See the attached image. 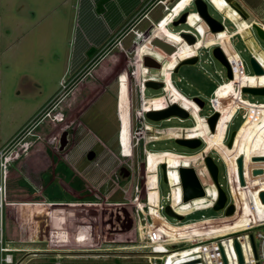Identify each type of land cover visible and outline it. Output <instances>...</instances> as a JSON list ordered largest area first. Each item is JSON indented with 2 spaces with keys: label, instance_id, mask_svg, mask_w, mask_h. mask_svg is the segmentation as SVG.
<instances>
[{
  "label": "rangeland",
  "instance_id": "1",
  "mask_svg": "<svg viewBox=\"0 0 264 264\" xmlns=\"http://www.w3.org/2000/svg\"><path fill=\"white\" fill-rule=\"evenodd\" d=\"M165 1L172 5L168 13L166 3H157L151 10L152 16L155 12L159 15L166 12L154 33L152 31L153 34L148 18L143 19L139 25L143 31L136 28L123 33L119 41L122 46L110 49L103 58L97 63L93 61L86 69L89 63L86 66L83 64L92 52L85 53L87 48L80 42L83 24L89 17L86 0H0V146L20 132V137H23L20 138L19 147L24 150L20 157L25 156L28 150L37 146L35 143H40L33 133L46 135L53 115L45 114L48 110L55 112L56 116L60 114V128H64L61 125L63 120H66L63 125L68 124L69 127L81 121L89 131H83L84 136L76 135L78 145L74 151L82 158L80 162L72 160L75 169L69 163L54 158L56 166L41 173L44 195L48 200L63 196L57 177L71 186L80 198H95L84 170L87 159L83 147L79 145L89 146L90 150L96 152L93 159L96 178L93 182L106 195L102 206L78 205L70 211L64 209L61 234L58 232L55 242L46 244L22 239V229L16 230L9 224L7 207L3 226L4 244L38 245L46 250L57 247L55 253L12 250L11 264H162L160 262L165 255L154 257L147 250L143 226L145 218L132 203L134 195L140 191L144 192L145 200V181L150 205L157 202L159 192L163 205L172 198L176 211L184 215V218L177 219L162 209L161 214L166 215L163 218L152 209L155 220L161 223L163 241L169 253L170 244L181 248L186 245L184 241L190 235L207 230L210 233L223 231L218 221L222 220L220 216L224 215V209L215 210L205 203L211 194L214 197L218 194L206 166L198 169L201 181L207 186V195L197 197L202 206L197 204L196 198L189 202L182 201L180 187L172 189L170 184L178 183L176 167L180 163L200 165L204 151L218 165V179L227 193V201H232L234 197L236 211L232 215L238 220L235 228L248 224L255 215L264 216V201L259 199L257 193L261 188L264 190V94L241 90L243 86L257 85L254 84L258 81H254L255 78L264 81V71L254 73L250 63V56L254 55L264 68V39L251 26L255 21L264 27V0H238L249 12L248 19L241 17L225 0H207L210 14L226 24V28L217 31H211L191 0ZM98 2L96 4L100 8L101 2ZM181 9L190 10L187 21L177 25L169 22L165 26L171 15ZM183 28L197 34L195 43L190 44L181 37L180 31L183 30L180 29ZM136 31L141 32L140 38L136 37ZM156 36L176 45V50L168 54L161 47L153 45L150 38ZM213 44L220 45L228 61L233 62L231 78L227 76L226 67L213 55V46H210ZM141 45L143 51H136L135 48L139 49ZM94 47L98 48L95 44ZM103 47L106 48L105 44ZM197 53L198 60L181 64L172 73L170 82V72L176 63ZM141 54H151L162 62L157 74L166 81V92L161 88L140 85L143 74L157 70L148 69L144 64L140 67ZM240 59L244 69L239 65ZM84 69L89 70L84 72L79 83L66 87ZM141 90L145 95L143 102ZM194 96L204 100L202 108L192 99ZM211 97L214 98L215 110L220 114L214 130L209 128L206 121L207 115L214 111ZM169 102L180 103L193 115L185 119L171 116L157 121L142 115L143 109L161 108ZM240 104L247 108L243 117L244 109H239L233 115ZM69 109L72 114L63 117ZM144 124L151 125V128H146ZM190 125L185 135H200L205 140L197 148L178 144L173 137L176 135L170 132ZM164 129L165 134L160 133ZM233 129H236V134L232 146L228 147L226 143ZM145 143L147 156L143 149ZM202 146L203 150L200 151ZM253 153L258 158L249 162ZM243 154L246 176L253 183L250 190L236 183L239 175L237 159ZM20 157L13 159L10 169ZM159 162L167 164L169 182L163 179L159 166L157 191L155 170ZM253 165L261 169L259 174L251 173ZM120 166L129 169L130 174L124 177L119 171ZM227 177L233 181V195ZM16 185L25 188L30 195L35 190L23 175L16 180ZM99 198L102 200V196ZM29 209L21 208V216H27ZM147 217L149 219V215ZM204 217L210 218L200 220ZM206 225H209L207 230L203 229ZM183 252L185 249L181 248L179 253ZM166 264H170V255Z\"/></svg>",
  "mask_w": 264,
  "mask_h": 264
},
{
  "label": "crops",
  "instance_id": "2",
  "mask_svg": "<svg viewBox=\"0 0 264 264\" xmlns=\"http://www.w3.org/2000/svg\"><path fill=\"white\" fill-rule=\"evenodd\" d=\"M96 1L97 2L99 1L98 2L99 4L101 2L100 8L99 6H97ZM225 1L229 3L227 0ZM164 2L166 1L165 0H104V1L86 0V10H87V14H89V17L88 19H86V23L83 24V31L81 33L80 42L81 44H84L83 46L87 48L85 53L88 54V52L91 49L93 51L90 55L91 57L89 56V58L87 59L86 63L83 64V66H86L95 57H96L95 58L96 61L95 60L93 61L94 63H97L98 60L103 58L104 55H106V53L110 49H115L118 45L122 46L121 42L119 43V41L122 35L127 33V31L130 30L133 31L136 28L143 31L144 29L140 28L139 25L141 21L145 18L146 19L148 18L149 22L151 23L152 27L150 32L151 33L152 31L154 32L156 30L158 21H160V19L164 16L165 12L162 15H159L158 12H155L153 16L150 13L152 8L157 3L162 4ZM162 10L163 8L161 9V11ZM108 42L109 44L107 45L106 43ZM94 44L97 45L98 48H95ZM103 44H105L106 48L103 47ZM139 47L140 48L138 49V51L141 50L142 52L143 51L142 45ZM81 57L84 59L85 55L82 53ZM87 67H89V65H87L86 68ZM88 70L85 73H87ZM85 73L81 75L79 80L85 75ZM171 75L172 72H170V77ZM78 81L74 85L79 83ZM56 107H54V109H56ZM71 112L72 111L69 109L67 114H65L63 117L71 115L72 114ZM48 113L53 115L48 125L49 128L48 131L46 132V135L33 133L36 135V137L40 139V143L38 144L35 143V145H37L38 147L35 146L34 149L28 150V153L25 156L20 157L19 158L20 160H17L15 166L12 169H10L9 188H10L11 196L13 199H15L16 203L13 206L9 207L8 209V220H10V223L9 221L8 223L12 225L16 230L22 229L21 231L22 239L30 242L43 241L45 242V244L48 242L51 243L52 241L55 242L56 236H58V232L61 231L62 229L61 216L63 214L64 209L70 211L73 210L72 207H76L78 205L86 206L92 204H100L102 206V204L105 203V197H106V195L94 185L93 181L96 178L95 167L93 163L94 158L89 159L87 157V152L90 150V148L89 146H83V145H79V147L80 148L83 147L82 150L84 151V157L87 159V161H85L86 166L84 170L86 171L87 174L86 177L90 191L94 195L93 197L95 198L93 199L80 198V196L77 194V192L74 191V189L71 186H69L63 180L58 179L57 177L55 178L58 180V183L61 186V189L64 193L63 196L54 197L49 200L45 197L43 188L41 186L42 171L48 170L49 168H54L56 166V162L54 158L69 163L72 166V169H75L72 164V160L74 159L77 162H80L82 158V157L79 158L77 152L74 151V149L78 145V140L76 138V135L78 136L79 133L81 136H84L83 131L84 132L89 131L88 128L83 123H81V121L80 123L71 124L69 127V125L68 126L66 124L63 125V122L66 121L63 120L61 121V125L64 128L62 127L60 128L58 126L60 123L59 122L60 120L59 117H61L59 116L60 114L57 115L58 118L56 117L53 118V116H55V112L53 113L51 110H48ZM31 130L32 132H35L34 129L31 128ZM62 135L63 137L66 136V143L63 148H60V137H62ZM103 147L105 148V146ZM106 149L108 148L106 147ZM49 153H51L52 156ZM78 173L81 174L79 171ZM22 175L26 176V178L30 181L31 185H33V188L35 190L32 195H30L27 191H25V188H19L16 185V180ZM100 196H102V200H100L99 198ZM24 207L28 209L30 208L27 216H24L25 218L20 214L21 208ZM158 214L164 215L163 213L161 214V210L158 211ZM9 217H11V219ZM19 217L21 218L19 219ZM17 225L21 227H17ZM11 247L15 248L17 251L26 250L27 252L30 251L32 252L34 250H41V251L46 250L45 248H43L44 246L41 247L38 245H31V246L14 245ZM55 248L51 250L47 249L46 251L55 253L56 252Z\"/></svg>",
  "mask_w": 264,
  "mask_h": 264
},
{
  "label": "built area",
  "instance_id": "3",
  "mask_svg": "<svg viewBox=\"0 0 264 264\" xmlns=\"http://www.w3.org/2000/svg\"><path fill=\"white\" fill-rule=\"evenodd\" d=\"M169 1L172 2L173 0H169ZM191 2H193V0H191ZM164 3H166V6H165L166 12L169 9L170 10L172 9V5L169 6L167 2H164ZM182 10L183 9L172 14L171 17L167 20V22L165 24H167V23L171 22L173 19L177 18L180 15V12ZM166 12H165L164 16L166 15ZM158 23H159V21H158ZM224 25L226 28L225 23H224ZM180 30H183V31L189 30V32L193 33L197 37V34L194 31H192L191 29H186V28L184 29L183 28ZM141 36H142L141 32L136 31V37L140 38ZM210 46H214V44L210 45ZM135 50L138 51V47H136ZM143 55L144 54H141V58H139V62L141 63V64L138 63L139 66L143 64L142 63V56ZM228 62L230 64L231 71L233 72V69H234L233 62H231V61H228ZM239 65H240V67H242V69H244L242 59H240ZM145 67H147V66H145ZM147 68L153 69V70L157 69V70H156V72H153V73H147L146 72L145 76H144V74L142 75L141 83H140V85L142 87H146L144 85V81L148 78L160 79L166 83L163 76H161V75H160L161 77L158 76V74H157L159 71L158 68H152V67H147ZM171 81H172V79L170 77V82ZM165 86H164V88H161V89L165 90ZM165 92H166V90H165ZM140 98H141V101L143 102V100L145 98V95H143V90H141V92H140ZM210 101H211V106L213 107V110H215L214 98L211 97ZM170 103H173V102H169L165 106H167ZM161 108H163V107H161ZM157 109H160V108H157ZM239 109H244V112H242V117H243V115L247 112L246 111L247 108L245 106H243L242 104L236 106V108L233 112V115H235ZM147 110L148 109H143L142 115H144ZM46 113H48V111L45 112V114ZM55 117H57V116L55 115ZM179 119H183V118H179ZM66 125H68V124H66ZM144 126L146 128H151V125H148V124H144ZM183 135H185V134H183ZM198 136L202 137L200 135H198ZM22 137H20V132H18L13 138H11L9 141H7L6 143H4L3 145L0 146V264H11L13 262V255L10 251L16 250L15 248L4 244L3 226H4L5 209L7 207L13 206L16 203L15 199H13L11 196L10 188H9L10 187L9 186L10 165H11V162L13 161L14 158L20 157L21 153L24 152V150L21 147H19V144L21 142L20 138H22ZM173 137H175V136H173ZM202 139H203V137H202ZM204 143H205V140H204ZM202 148L203 147L200 148V151L203 150ZM143 149L145 150V154L147 156L148 149L146 148V143H145ZM204 152H203V154H207V151H204ZM255 154L256 153H253L250 156L249 162H254L253 157L256 156ZM244 159H245V155L243 154V160H242L243 182H241V179H240L239 175L237 176V174H238L237 173L236 174V176H237L236 177V183H237V186H239V185L245 186L246 188L248 187V190H250L249 188L251 185H253V183L251 182V180H248V178L246 176V171H245V165L246 164H245ZM161 163L162 162H159L157 164L156 170H155V174L157 175V177H156L157 191H158V167L160 166ZM196 164L197 163H195V164L194 163H191V164L188 163L187 165H196ZM256 166H258V165H253L254 168L251 169L252 174L253 173L259 174V172H254L255 169H259V167L257 168ZM210 178H211V176H210ZM227 179H228V182L231 186V191H232V195H233V181L230 177H227ZM167 182H169V179L167 180ZM144 184L146 186L145 200H143L144 199V192L140 191L136 195H134L132 203L135 205L136 208H138L141 211V213H143V217L145 218L143 226L145 228V236L147 238V244H146V246L148 248L147 250L154 257L159 256V255H163V256L165 255V259L163 261H161L160 263L166 264V261L170 255V264H264V216L258 217L255 220H250L248 222V224H246L240 228L223 230V231H220L217 233L208 232L207 228L209 227V225H206L203 227V229L207 230V232L201 233L198 235H190V236L186 237V239L184 241L186 243V245L181 247V248L185 249V253H179L181 248L173 247L171 244H170V253H169L168 246L166 245L165 241H163V234H162L163 231L161 228V223L159 224L160 221L157 222L155 220V218L153 216V210H152V209H154V211L156 212V215H157L158 211L164 209L165 205H163L161 203V195L159 193H158L157 202L155 204L150 205V203H149V190H148V185H146V181ZM170 184L172 186V189H173V187H176V188H177V186L180 187L181 200H182V190H181V185H180V179H178L177 184L175 183V185H174L171 182H170ZM203 185L206 189L207 186L204 183H203ZM261 190H263V189L262 188L259 189L257 191V193L259 194ZM171 191L173 192V190H171ZM172 192H171V195H172ZM206 195H207V190H206ZM217 196H218V194L216 195L215 199H212L213 195L211 194L209 196V200L205 202L206 205L213 206V204L215 203V201L217 199ZM259 199H261L260 194H259ZM227 200H228V198H227ZM227 200L225 202V206L228 205L229 202H234V204H235L234 197H233L232 201L230 200L228 202ZM129 202L131 203V201H129ZM187 202H189V201H187ZM118 203H120V202H118ZM125 203H128V202H122V204H125ZM169 203L172 204V198H171ZM172 207L176 211V209L173 205H172ZM235 211H236V204H235ZM235 211H234V213H235ZM148 215H149V219L147 217ZM229 215L231 216V214H229ZM229 215L224 213V215L220 216V217L226 218V216H229ZM161 216L163 218L166 217L165 214L161 215ZM209 218L210 217H204L200 220H205V219H209ZM194 221H196V220H193L192 222H194ZM251 236L253 237V240L251 239ZM235 239L238 240L240 247H241V252H242V257H243L242 262H240L238 260V254H237V251H236V248L234 245ZM186 247H187V249H186ZM51 248H53V247H51ZM177 253H179V254H177Z\"/></svg>",
  "mask_w": 264,
  "mask_h": 264
},
{
  "label": "water",
  "instance_id": "4",
  "mask_svg": "<svg viewBox=\"0 0 264 264\" xmlns=\"http://www.w3.org/2000/svg\"><path fill=\"white\" fill-rule=\"evenodd\" d=\"M227 1L229 2L231 7H233L239 12L241 17L245 19L249 18V12L246 10V8L242 5L240 1L238 0H227ZM192 3H194L196 7V11L199 13V15L207 22L211 31H217L225 28L224 22L222 20L217 19L216 17L210 14L208 10L207 0H193ZM189 11L190 10L182 11V13H180V15L176 19H173L171 22L174 25H177L180 22H186ZM251 26L255 28V31L257 32L259 37L264 39V27H262L255 21L251 23ZM180 35L190 44L195 43L197 40V37L193 33L188 31H180ZM150 41L153 45H157L161 47L167 53H173L176 50V45L170 43L169 41L161 37L158 36L152 37L150 38ZM212 52L213 55L226 67L227 76L228 78H231L233 76L231 67L220 45H214L212 48ZM198 57L199 55L197 53L193 56L191 55L189 57L180 59L176 63L175 67L172 69V73L174 71H177L181 64L196 62L198 60ZM142 63L147 67L158 68V69L162 67V62L159 61L154 56H152L151 54H144L142 56ZM250 63L252 65L254 73H261L264 71V68L262 67V65L254 55L250 56ZM144 85L146 87H152L157 89V88H164L166 83L160 79L148 78L144 81ZM241 90L243 92L246 91L253 94H264V85L243 86ZM192 99L195 100L202 108V106L204 105V100H202L198 96H194ZM190 115H193L192 112L177 102L170 103L167 106L160 109H148L145 112V116L147 118L155 121L168 119L171 116H178L179 118L185 119L188 118ZM219 115H220L219 112L216 110H214L212 113L207 115L206 121L211 130L215 129ZM235 134H236V129H233L226 143L228 147L232 146ZM174 138L178 144L187 146L189 148H197L204 141V139H202V137L199 136L189 137V136L181 135V136H175ZM65 143H66V136L63 137L62 135V137H60V148H63ZM94 156H95V152L93 150H89L87 152V157L89 159H92ZM242 157H238L237 159L238 172L240 175L241 182H243ZM253 158L256 159L258 158V156H254ZM160 166L162 168L163 179L167 181V175H168L167 164L162 162ZM203 166H206L213 182L215 183L218 189V196L212 207L215 210L224 208V213L227 215L234 213L235 211L234 202H229L228 205L225 206V202L227 200V194L226 191L221 186L218 179V171H219L218 165L214 161L213 157L208 153L203 154V160L202 163H200V165L198 163L196 165H187L181 163L176 167L178 177L180 179L181 190H182V201L187 202L194 198L206 195V189L198 174V169ZM119 171L124 177L130 174V170L127 169L125 166H120ZM260 171L261 169L254 170V172H260ZM259 194L262 201H264V190H261ZM164 210L168 215L173 216L177 219L184 218V215L182 213H179L173 209L171 203L166 204L164 206ZM251 239L253 240L252 236ZM234 245L238 254V260L242 262L243 257H242L241 247L237 239L234 240Z\"/></svg>",
  "mask_w": 264,
  "mask_h": 264
},
{
  "label": "trees",
  "instance_id": "5",
  "mask_svg": "<svg viewBox=\"0 0 264 264\" xmlns=\"http://www.w3.org/2000/svg\"><path fill=\"white\" fill-rule=\"evenodd\" d=\"M91 51H93V50L91 49ZM91 53H92V52H91ZM91 53H90V54H91ZM95 58H96V57H95ZM95 58H94L93 60H96ZM93 60L90 61L88 65H90V64L93 62ZM86 69H87V68H86ZM85 71H86V70L84 69V70H82L80 73H78L77 76H75V77L73 78L72 82H70V84H68L66 87L70 88L71 86H73V85L79 80L80 76H81ZM255 80H258V81H256V83H254V84L259 85L260 82L262 83V85L264 84V81H261V80L256 79V78L254 79V81H255ZM192 125H193V124H192ZM192 125H190L188 128H182V129H179V128H178L176 131H174V130H170V132H174L173 135L181 136V135L185 134V133L191 128ZM160 133H164V134H165V129H164L163 131H161ZM213 198L215 199L214 196H213ZM196 202H197V204H198L199 206H202V202H201L198 198H196ZM258 217H260V216L255 215V216L251 217L250 220H255V219L258 218ZM218 224L220 225V227H221L222 230H228V229H230V228L233 229V228L237 227V225H238V220H237V218H236L234 215L232 216V214H231V216H230V215H229V216H226V218L224 217V218H222V220L218 221ZM170 233L176 235L175 233H172L171 231H170ZM183 253H185V252H183Z\"/></svg>",
  "mask_w": 264,
  "mask_h": 264
},
{
  "label": "flooded vegetation",
  "instance_id": "6",
  "mask_svg": "<svg viewBox=\"0 0 264 264\" xmlns=\"http://www.w3.org/2000/svg\"><path fill=\"white\" fill-rule=\"evenodd\" d=\"M212 112H213V111H212ZM212 112H211V113H212ZM209 114H210V113H209ZM209 114H208V115H209ZM203 145H204V144H203ZM202 147H203V146H202ZM95 156H96V155H95ZM95 156H94L93 158H95ZM93 158H92V159H93ZM119 168H120V167H119Z\"/></svg>",
  "mask_w": 264,
  "mask_h": 264
},
{
  "label": "bare ground",
  "instance_id": "7",
  "mask_svg": "<svg viewBox=\"0 0 264 264\" xmlns=\"http://www.w3.org/2000/svg\"><path fill=\"white\" fill-rule=\"evenodd\" d=\"M144 76H145V74H144Z\"/></svg>",
  "mask_w": 264,
  "mask_h": 264
},
{
  "label": "clouds",
  "instance_id": "8",
  "mask_svg": "<svg viewBox=\"0 0 264 264\" xmlns=\"http://www.w3.org/2000/svg\"><path fill=\"white\" fill-rule=\"evenodd\" d=\"M176 19V18H175Z\"/></svg>",
  "mask_w": 264,
  "mask_h": 264
}]
</instances>
